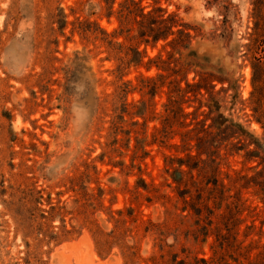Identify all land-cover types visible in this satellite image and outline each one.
Returning a JSON list of instances; mask_svg holds the SVG:
<instances>
[{"label": "rangeland", "instance_id": "1", "mask_svg": "<svg viewBox=\"0 0 264 264\" xmlns=\"http://www.w3.org/2000/svg\"><path fill=\"white\" fill-rule=\"evenodd\" d=\"M126 1L0 0V264H128L127 246L136 254L132 264H151L148 259L161 248L185 264L207 259L212 238L205 244L202 236L194 240V212L183 203L184 197L191 202L188 191L178 189L172 179L177 163L166 158L184 160L181 135L194 129V136L216 117L214 111L209 115V96L251 137L226 143L232 129L205 132L200 146L213 142L211 150L220 157L212 171H204V183L216 177L231 207L241 198L239 239L249 234L246 242L264 246V206L250 183L257 172L264 174V159L263 153H249L256 150L255 139L264 147V129L249 106L252 61L242 48L254 23L253 0H133L144 14L162 10L165 18L175 15L178 24L204 35L189 30V48L181 55L168 45L176 34L150 39L139 47L145 54L137 66L125 63L133 58L129 49L141 42L140 18L132 15L131 30L119 35L126 27L118 11ZM223 28L225 36L217 37ZM100 31L115 43V55ZM192 51L207 58L204 72L230 84L214 82L208 93L201 90L203 96L192 92L186 83L196 82L194 71H200L185 66ZM160 74L164 85L154 96L140 90L142 78L157 80ZM170 81L180 90L176 98L188 116L179 121L187 128L173 127L175 135L161 144L154 135L162 129ZM190 146L195 154V139ZM164 195L176 206L167 225ZM149 222L163 224L162 236L147 230ZM98 233L115 236L103 251Z\"/></svg>", "mask_w": 264, "mask_h": 264}, {"label": "trees", "instance_id": "2", "mask_svg": "<svg viewBox=\"0 0 264 264\" xmlns=\"http://www.w3.org/2000/svg\"><path fill=\"white\" fill-rule=\"evenodd\" d=\"M108 3V0H105ZM114 0H112L113 4ZM252 16L254 19L253 27L251 32L248 34L246 43L242 46L244 50L243 55L249 56L251 62V87L252 91L249 97V106L252 111L253 119L262 126L264 129V0H253L252 1ZM112 9V6L110 7ZM139 12V15L135 13ZM160 14L157 15L155 12L152 14L148 12L144 14V8L140 7L133 0L126 1L125 5L121 7L118 11L120 17V26L122 28L126 27V29H121L119 35L124 32L129 33L131 29H128V24L131 21V16H135L134 20L138 17L141 22L139 32V37L141 38V42L138 43L135 47H131L129 52L133 54V58L128 60L125 64L129 65L131 63H135V65H140L142 59L144 57V50H140L139 47L143 43L147 45L149 40L151 42L156 43L159 40L166 41L169 36L177 35L176 39H173L168 42V45H171L173 49L177 51L179 55H181V50H187L189 48L191 36L189 30H192L195 33V36H204L198 27H190L184 24H178L175 15H168L166 18L164 17V12L162 10L158 11ZM112 13V12H111ZM135 14V15H134ZM137 22V21H136ZM175 28V32L173 31ZM212 32V36L215 35V31ZM226 29L223 28L221 34H218L217 37L225 36ZM102 37L101 40L103 42H107L110 47V55L116 54L115 47L112 41H107V35L100 31ZM187 41V42H186ZM121 45H119L120 47ZM191 60L185 65L189 69H200L199 72H195V78H198L196 82L193 84L186 83L188 88H191L192 92L196 95H201V90H205V93H208L207 88L210 89L212 86L215 87L214 82L223 85L224 83L230 84L228 80L225 78H221L211 72H204L203 69H207V58H199L196 52H190L188 55ZM128 57L127 54L125 58ZM187 57V58H188ZM160 57L158 58V60ZM200 60L204 62L203 66L200 64ZM156 66L159 67V63H163L162 60L156 61ZM124 62L120 60V65L117 67V72L120 74L124 70ZM183 66V65H182ZM177 65L174 66L176 68ZM184 67H180L173 73L176 74L181 71ZM222 74V71L219 70ZM223 75V74H222ZM195 78L193 81H195ZM164 79L163 75H158V79H141L140 90L144 91L149 89V94L154 96L156 92L161 89L164 85V81L160 82ZM167 79V78H166ZM158 82L159 85H158ZM174 82L170 81L168 83V92H167V104L164 105L165 108V116L161 123L162 129L157 130L154 135V142L158 141L161 144L167 142L169 136L175 135L173 127L181 125L179 127L187 128V126H183V124L179 121L180 118L184 116H188L184 114L183 109L179 106L177 101V96L180 93V90L176 88V84L173 85ZM125 86L129 84V82L124 83ZM211 87V88H212ZM234 87V86H232ZM226 92V90L221 89L219 92ZM122 93L126 92L121 90ZM186 93L182 96L185 97ZM209 100L212 104L208 106L209 115H211L214 111L216 113V117L212 118V122L209 126L203 125L202 129L194 134V136L190 137V135L194 132V129L186 131L181 135L183 146L185 149L186 155L185 159L181 158H171L167 157L166 160L170 162V165L173 163H177V168L173 169L172 179L176 183L178 189H182V191H188V196L191 202H188L184 197L183 203L186 204L194 213L195 217L194 221V230L193 234L195 235V241L198 242V237L202 236L201 243L205 244L208 238H212L211 243L209 244V257L205 258H195L193 264H264V246H260L258 241H249L246 242L249 234L244 236L243 240L239 239V227L243 223L241 219V215L244 211V202H242L241 198H238L231 207V204L228 203L229 196L226 195L225 187L222 183L218 181L216 177L208 180L207 183H204L205 178V170L208 168H212V164L216 163L219 159L220 154L219 150H211L213 146V142L210 143L207 149H203L201 143L206 139L205 132H211V130L222 128L226 130V132H230L229 129H232L234 132H231L234 136L226 139V143H231V139L240 135H248L243 126L232 119H228L220 112V102L209 96ZM143 115V113H141ZM201 133H204L201 136ZM251 137L250 135H248ZM195 139L196 141V153H192V146H190L191 142ZM254 145L256 147L255 151L249 152L254 157H259L261 153H263L264 159V147L255 139L253 140ZM175 148L176 146L173 145ZM213 153H216L217 156H214ZM202 155L206 156V159H202ZM207 162L210 163V166H207ZM185 166L187 170H182L181 167ZM173 168V167H172ZM193 172H197V177H193ZM207 173V172H206ZM215 173V172H214ZM188 178V179H187ZM237 180H245L243 176H238ZM236 183V181L234 182ZM252 187L254 189L255 195L259 198L260 202L264 206V174H259L258 172L252 178L251 182ZM210 186V187H208ZM246 188V186H241L240 190ZM191 190L193 193L191 194ZM186 194V193H185ZM194 194V195H193ZM193 196V198H192ZM161 199L165 204L169 205V208L166 209L165 212V221L164 224L167 225L169 220L174 219L175 214L174 210L176 208L175 204H173L171 198L167 195L161 196ZM222 204L226 207L222 209ZM53 211L54 207L51 208ZM59 210V209H58ZM255 210V209H254ZM118 215H121V212H118ZM119 223V221H116ZM264 223V222H263ZM262 223V224H263ZM167 228V227H166ZM253 226L249 227L252 229ZM148 231H154L159 236H162L163 232V224L155 225L151 222L148 223L147 226ZM68 232H66L67 234ZM261 229L259 230V234H261ZM100 236L99 240V248L103 251L110 245V241L108 238H115L114 234L112 235H103L98 233ZM103 236V237H102ZM46 237H49V229H46ZM104 237L105 240L103 239ZM118 237H116L117 239ZM157 244L161 245L162 240L157 238ZM124 253L128 264H132L135 258V253L133 252V247H124ZM174 254L168 250L165 251L161 248L160 253L158 255H152L148 261L151 264H185L183 260H177V257L173 259Z\"/></svg>", "mask_w": 264, "mask_h": 264}]
</instances>
